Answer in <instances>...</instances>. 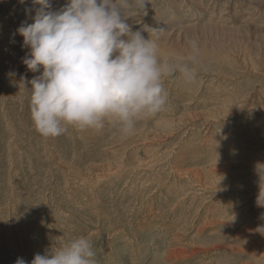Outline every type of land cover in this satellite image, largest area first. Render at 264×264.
I'll return each instance as SVG.
<instances>
[{
    "label": "rangeland",
    "instance_id": "obj_1",
    "mask_svg": "<svg viewBox=\"0 0 264 264\" xmlns=\"http://www.w3.org/2000/svg\"><path fill=\"white\" fill-rule=\"evenodd\" d=\"M50 2L59 11L69 0ZM33 7L32 0H0V264H31L61 236L88 239L95 264H173L167 250L185 228L182 245L194 253L175 264L236 260L203 247L200 218L197 227L192 220L202 209L204 221H229L222 216L229 208L239 220L253 216L235 228L248 233L260 218L244 192L258 189L264 168V0H151L147 13L131 9L133 31L145 29L148 39L163 29L161 62L192 55L191 40L199 55L196 80L164 77L166 110L139 120L128 137L107 123L101 131L69 126L56 138L36 132L28 82L41 73L22 63L30 49L17 32L33 23L35 12L25 14ZM223 163L228 174L211 172ZM190 168L204 171L202 178L190 179ZM212 228L220 238L227 225ZM254 242L260 246L239 241L255 254L247 264H264V240Z\"/></svg>",
    "mask_w": 264,
    "mask_h": 264
},
{
    "label": "clouds",
    "instance_id": "obj_2",
    "mask_svg": "<svg viewBox=\"0 0 264 264\" xmlns=\"http://www.w3.org/2000/svg\"><path fill=\"white\" fill-rule=\"evenodd\" d=\"M25 4L26 0H19ZM38 8L25 9L33 23L17 29L27 70L41 73L30 83V113L34 128L44 138H56L72 126L78 131H101L107 123L123 137L134 134L139 120L166 110L168 93L164 77L179 74L186 83L196 80L199 48L189 41L192 55L173 62L158 58V33L153 28L133 31L131 9L147 13L151 0H69L59 11L50 0H32ZM155 36L156 39H153ZM258 207H264V168H258ZM264 218V217H262ZM264 236V226L256 229ZM88 239L65 241L44 255L35 254L31 264H95ZM16 264H26L18 258Z\"/></svg>",
    "mask_w": 264,
    "mask_h": 264
},
{
    "label": "bare ground",
    "instance_id": "obj_3",
    "mask_svg": "<svg viewBox=\"0 0 264 264\" xmlns=\"http://www.w3.org/2000/svg\"><path fill=\"white\" fill-rule=\"evenodd\" d=\"M229 167L230 166L225 165L223 163V166L221 167V169H217V168H219L217 166L216 168H212L211 172H213V173L215 172L218 175H219V173L220 174H228L227 170L229 169ZM224 169H226L225 170L226 172H223ZM203 172L204 171H201L199 169H191V168L186 170V173L190 176V179H192V180L194 178L196 180H199L200 178H202V173ZM258 178H259V176H258ZM233 182L236 183V181H233ZM202 186H204V185H202ZM204 188H205V186H204ZM220 192H222V191H220ZM247 192L249 193V196H247L246 200H248V202L252 203L251 200L253 198L257 199V196H258V193H259V188L256 189V190L249 189V190H247L244 193H247ZM200 195H206V194H205V192H202ZM260 208H261V211H260L261 213L259 214L260 218H255L252 221L251 228H252L253 231L250 232V230H249L248 233H237L235 231V228L239 224H241L243 222H246V220L248 222L250 219H252L253 216L250 213H249L250 217L247 218L246 215H242L244 217V218H242L243 220H239L241 218V216H239L238 213L233 215V213H235L234 212L235 210L234 211L233 210L230 211V210H228L229 209L228 208L222 216L224 218H229V221H227V220H223L222 221V219L220 221V217H217V218L216 217L215 218L214 217H210L211 220H209V218H207L206 221H204L200 217L202 209H199L198 212H197V214L199 213V217H198L197 214H195L194 215L195 220H192V222L194 221L193 223L195 224V227H197L198 219L200 218V223H199L198 227H201V229H199V228L197 229L196 237H198V239L201 241L203 247H214V248H208V249L215 250L216 252L219 250L221 253L223 252V253H226V254H234V255L238 256V258L236 260H234L233 262L228 263V264H234L235 262H240L242 264H247L248 263L247 260H249V259L252 260V258L255 256V254H254V252H251V251L248 252L247 249H245V247H244L245 245L242 244V243H239V241L240 240L249 239L254 244V245L250 244L251 245V246H249V248H250L252 246H256V245L258 246L259 245L258 242H254V237L258 241H260L261 239L264 240V236H262L260 233H258L256 231V229L258 227L264 226V218H262V217H264V207H260ZM237 209L239 210V208H237ZM157 217H159L162 220V218H161L162 216L158 215ZM220 222H222V223L224 222V224L227 225V230L221 231L220 232L221 233L220 238H217L218 236L216 237V235H215V237H214L213 234H212V232H214L212 226L215 225V223H220ZM214 228H215V226H214ZM188 230H189V228L183 229L184 232H186ZM216 230H218V229H216ZM183 231L181 233H179V235H177L175 237L176 241L172 245H170L168 250H167L168 253H167V258L166 259L169 262H171V263L174 261L173 264L179 262L183 258L190 257L194 253V252H192V250H190L186 246L182 245L183 244V240L187 239V237H188V234L186 233L187 235H185L183 233ZM206 232H210V233L207 234ZM134 234H135V232H134ZM226 235H228L229 238H227ZM227 239H229V241ZM238 244L240 245L239 248L236 247V245H238ZM255 250H258V249H255ZM214 255L216 256V254H214ZM231 258H232V256L223 255V257L219 258L218 264H226V261L224 259H231Z\"/></svg>",
    "mask_w": 264,
    "mask_h": 264
}]
</instances>
